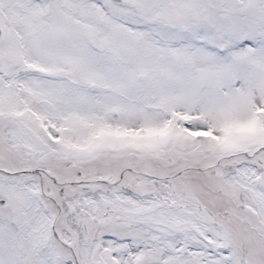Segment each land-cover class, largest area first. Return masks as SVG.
I'll use <instances>...</instances> for the list:
<instances>
[{
  "label": "snow or ice",
  "instance_id": "snow-or-ice-1",
  "mask_svg": "<svg viewBox=\"0 0 264 264\" xmlns=\"http://www.w3.org/2000/svg\"><path fill=\"white\" fill-rule=\"evenodd\" d=\"M0 264H264V0H0Z\"/></svg>",
  "mask_w": 264,
  "mask_h": 264
}]
</instances>
